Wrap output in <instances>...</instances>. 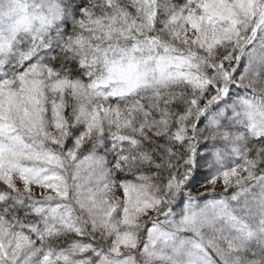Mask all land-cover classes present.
<instances>
[{"label": "snow or ice", "instance_id": "1", "mask_svg": "<svg viewBox=\"0 0 264 264\" xmlns=\"http://www.w3.org/2000/svg\"><path fill=\"white\" fill-rule=\"evenodd\" d=\"M0 264H264V0H0Z\"/></svg>", "mask_w": 264, "mask_h": 264}, {"label": "rangeland", "instance_id": "2", "mask_svg": "<svg viewBox=\"0 0 264 264\" xmlns=\"http://www.w3.org/2000/svg\"><path fill=\"white\" fill-rule=\"evenodd\" d=\"M209 187H210V186H209ZM217 190H218V191H219V190H222V185H218V189H217ZM193 191H194V194H195V195L199 196V193L196 192L195 189H194ZM200 191H205V189L201 188ZM118 195H119V193H118Z\"/></svg>", "mask_w": 264, "mask_h": 264}]
</instances>
